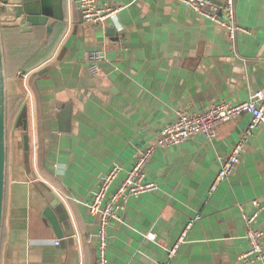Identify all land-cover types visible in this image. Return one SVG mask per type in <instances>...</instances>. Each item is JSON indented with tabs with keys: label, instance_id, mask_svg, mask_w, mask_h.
Instances as JSON below:
<instances>
[{
	"label": "crops",
	"instance_id": "1",
	"mask_svg": "<svg viewBox=\"0 0 264 264\" xmlns=\"http://www.w3.org/2000/svg\"><path fill=\"white\" fill-rule=\"evenodd\" d=\"M99 3L121 8L104 23L85 24L78 0H62L66 26L34 70H45L36 80L37 96L24 79L27 94L8 132L0 264H97L96 217L84 201L108 167L122 165L117 183L178 109L233 103L264 86V0H235L244 30L233 38L178 0ZM42 4L33 0L28 8L38 13ZM98 49L105 58L95 75L87 55ZM25 108L29 151L19 119ZM248 122L244 113L219 123L212 139L196 134L154 153L145 172L158 187L122 205V220L108 230V264H158L190 217L197 219L171 264H242L244 214L256 211L255 200L263 208L254 224L264 230V125L253 130L232 175L213 193L209 188ZM40 144L60 184L39 169ZM51 203L63 237L44 215ZM261 241L264 246V234Z\"/></svg>",
	"mask_w": 264,
	"mask_h": 264
},
{
	"label": "built area",
	"instance_id": "2",
	"mask_svg": "<svg viewBox=\"0 0 264 264\" xmlns=\"http://www.w3.org/2000/svg\"><path fill=\"white\" fill-rule=\"evenodd\" d=\"M178 1L223 25L228 29L231 38L235 37V33L238 30H244V27L236 21L235 0ZM78 4L82 22L85 24L104 23L121 8L110 4L101 5L99 0H78ZM104 58L103 51L99 49L87 55V62L93 74H100L99 63ZM19 73L24 79L28 77V73ZM244 113L249 114V122L242 130L237 142L222 159L220 169L209 188V192L213 193L218 184L226 180L235 171L253 130L264 125V86L251 88L248 97L233 103L218 100L204 109L193 111L178 109L175 119L163 125L160 129L157 141L139 150L133 166L125 172L117 183L115 182L123 169L122 165L114 162L108 167L99 183L91 191L89 198L84 201L89 213L96 217L97 264L109 263L107 255L109 245L108 230L112 221L122 220L121 208L124 202L140 193L157 189V183L153 180H147L145 172V165L153 157L154 153L159 149L185 141L196 134H203L212 139L217 134L216 127L219 123L236 119ZM60 196L65 201L64 197ZM254 203L257 206L256 211L252 214H244L246 223L245 237L248 242V248L240 255L242 264H251L264 259V246L261 241L264 230L256 228L254 224L263 205L258 200H255ZM196 219L197 217H191L184 223L175 239L166 247L164 260L158 264H171L181 245L186 241ZM147 236L154 239L155 233L149 231ZM54 242L59 244L60 241L55 239Z\"/></svg>",
	"mask_w": 264,
	"mask_h": 264
},
{
	"label": "water",
	"instance_id": "3",
	"mask_svg": "<svg viewBox=\"0 0 264 264\" xmlns=\"http://www.w3.org/2000/svg\"><path fill=\"white\" fill-rule=\"evenodd\" d=\"M32 1L0 0V252L3 238L8 166V75L2 27L18 25L23 29H29L33 25H45V36L42 40V44H45L57 21L64 18L62 0H43L42 9L38 13L29 10L28 5ZM19 119L23 128L24 148L29 151L31 135L27 108L23 110ZM44 215L51 222L55 234L58 237H63L60 217L54 209V203L45 209Z\"/></svg>",
	"mask_w": 264,
	"mask_h": 264
},
{
	"label": "trees",
	"instance_id": "4",
	"mask_svg": "<svg viewBox=\"0 0 264 264\" xmlns=\"http://www.w3.org/2000/svg\"><path fill=\"white\" fill-rule=\"evenodd\" d=\"M66 23L57 21L48 41L42 44L45 36V25H33L29 29H23L18 25H8L2 27L6 68L8 75V127L14 120V117L20 109L27 92L24 84V78L19 71L28 73L27 83L32 92L37 96L38 87L36 80L45 70L34 71L35 68L45 61L54 51L58 41L64 33ZM40 156L38 166L41 172L60 184L46 167L43 160V148L40 144ZM191 218V217H190Z\"/></svg>",
	"mask_w": 264,
	"mask_h": 264
},
{
	"label": "rangeland",
	"instance_id": "5",
	"mask_svg": "<svg viewBox=\"0 0 264 264\" xmlns=\"http://www.w3.org/2000/svg\"><path fill=\"white\" fill-rule=\"evenodd\" d=\"M12 131V124H11V127L9 128L8 127V132Z\"/></svg>",
	"mask_w": 264,
	"mask_h": 264
}]
</instances>
